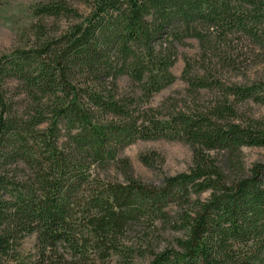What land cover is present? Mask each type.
Returning a JSON list of instances; mask_svg holds the SVG:
<instances>
[{
	"label": "trees",
	"instance_id": "obj_1",
	"mask_svg": "<svg viewBox=\"0 0 264 264\" xmlns=\"http://www.w3.org/2000/svg\"><path fill=\"white\" fill-rule=\"evenodd\" d=\"M33 16L0 58V264H264V163L242 162L264 147L244 111L264 82L231 80L264 59V0H46ZM188 40L186 98L151 106ZM160 140L188 144L193 166L158 186L121 152Z\"/></svg>",
	"mask_w": 264,
	"mask_h": 264
},
{
	"label": "rangeland",
	"instance_id": "obj_2",
	"mask_svg": "<svg viewBox=\"0 0 264 264\" xmlns=\"http://www.w3.org/2000/svg\"><path fill=\"white\" fill-rule=\"evenodd\" d=\"M44 1L46 0H0V58L12 55L17 49L27 46L32 24L36 22L33 16V8ZM187 42L188 46L179 48L180 57L173 68L178 80L174 85L156 95L150 102L151 106H160L168 98L179 100L186 98L187 84L181 80L185 67V57H195L199 53V44L196 40H188ZM231 80L242 85L264 82V59L249 60L247 67H244L240 73L231 75ZM120 86L125 88L127 79H121ZM244 111H248L256 119L264 118V105L248 103ZM142 156L152 157L154 159L153 166H146L141 160ZM121 158L129 161L132 176L144 183L158 186H161L166 178L186 173L193 166L191 147L180 141H138L125 148L121 152ZM242 162L246 172L250 171L255 164L264 163V147L243 148ZM104 176L120 182L125 181V176L119 165H111ZM208 197L209 193L201 196L202 199ZM177 236L170 232L164 235L168 240H173ZM36 243V235L28 237L23 241L21 251L26 254L33 252ZM110 264H122V262L118 257H115ZM135 264H143V261L138 259Z\"/></svg>",
	"mask_w": 264,
	"mask_h": 264
}]
</instances>
